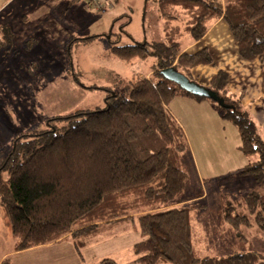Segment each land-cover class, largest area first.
I'll return each instance as SVG.
<instances>
[{
	"label": "trees",
	"instance_id": "obj_1",
	"mask_svg": "<svg viewBox=\"0 0 264 264\" xmlns=\"http://www.w3.org/2000/svg\"><path fill=\"white\" fill-rule=\"evenodd\" d=\"M102 4L104 11L107 3ZM157 8L164 21L162 40L119 43L117 35L128 34L127 14L115 17L106 33L110 54L116 58L127 63L151 58L149 76L133 72L127 91L121 92L106 85L86 86L70 68L76 84L105 90L103 106L48 116L44 128L17 133L11 148L5 154L0 151V207L17 250L69 234L89 237L129 222L139 234L132 244L133 258L118 262L105 257L98 264H264V254L257 250L197 256L190 212L202 205L180 203L188 184L183 159L190 151L169 103L177 96L212 100L237 130L238 150L258 156L241 172L252 176L259 188L237 203L227 201L222 206L223 219L240 236L242 225L264 230V137L243 108V92H229V75L223 69L212 74L206 87L222 97L226 106L182 89L161 74L163 68L173 66L193 80L192 68L212 64L206 47L184 50L180 38L188 34L198 40L218 18L228 25L241 57L262 58L264 0H157ZM120 18L126 20L115 32ZM13 37L10 27L0 24V51ZM60 123L62 129L57 126ZM85 242L74 239L81 259Z\"/></svg>",
	"mask_w": 264,
	"mask_h": 264
},
{
	"label": "rangeland",
	"instance_id": "obj_2",
	"mask_svg": "<svg viewBox=\"0 0 264 264\" xmlns=\"http://www.w3.org/2000/svg\"><path fill=\"white\" fill-rule=\"evenodd\" d=\"M48 4L49 0H0V22L9 20L13 26L23 28V31L17 30V39L20 41V34L22 32L24 34L25 31L29 32L36 25L35 20L31 23H23L21 21L23 15L25 14L28 20L44 10L48 14L61 16L68 37L70 33L71 37L82 38L90 30L96 32L108 30L115 17L127 14L130 18L125 25L128 34H118L119 43L163 39L164 21L158 15L157 0H118L116 3L112 0L104 11H101L103 4L94 8L101 11L100 13L91 10L92 7H86L83 0H76L73 10L63 2L53 5L50 3V6ZM75 9H81L86 13ZM87 18L91 20L90 23ZM125 20L126 18H120L115 23V32ZM37 35V31L33 30L31 36H28L22 44V53H20L19 46L17 47L20 54L13 55L15 57L13 61L9 62L6 59L9 52L8 47L7 51H3L6 47L0 51V151L3 154L11 148L13 138L17 133L44 128L45 119L48 116L103 106L105 90L86 88L76 84L68 73L70 68L86 86L106 85L121 92L127 91L128 79L133 72H138L140 76H147L146 72L149 70L151 58L145 61L134 60L129 63L127 76L124 64L123 69L120 64L117 69V65L110 63L105 56L109 46V35L87 42L79 39L71 46V59L63 57L61 49L56 46L60 41V36L37 39ZM115 36L113 35L112 38ZM187 37H189L188 34L182 35L180 41L185 42ZM71 44L68 43L69 47ZM220 60L216 56L215 65ZM66 66L67 70L64 69ZM181 97L185 96L174 98L169 108L184 130L190 151L189 156L184 154L183 159V167L188 176L183 198L202 193L201 186L208 189L207 196L187 201L189 204L202 205L190 212L194 252L199 257H220L224 253L227 255V252H232L233 233H235L226 221H224L225 224L221 223L222 206L226 205L227 201L237 203L248 190L257 188L254 185L257 181L252 176L255 180L253 184L245 180L241 182L240 178L238 180L234 178L238 173V169L234 168L236 166L233 164L228 167L227 165L232 164L233 160L237 161L236 163H242V155L248 159L247 162L255 161L258 156L243 154L236 148L240 141L237 130L227 118L222 116V112L214 101L210 100L212 107L208 108L204 103L189 102ZM57 126L62 129L63 123ZM207 160L212 164V174L209 179L203 178L200 186L197 180L198 169L201 172L199 166ZM222 161H225L224 165ZM203 170L202 172H205ZM221 174H225L227 180L221 179L219 177ZM233 180L237 181L234 187H232ZM222 186H226L225 189ZM240 231L243 236L236 233L239 240L235 245L241 242L244 251L251 249L264 254V230L252 224L242 225ZM69 236L68 241L74 245V255L77 253L76 261H73L67 253L70 252V243L63 242L58 246L38 249L15 259L9 258L8 262L9 264H77V262L98 264L105 257L113 258L118 262H126L133 258L132 244L139 238L138 230L129 222H121L115 228L89 237L85 235L73 237L71 234ZM259 237L262 238L258 239ZM74 239L86 240L80 249L83 259L75 248Z\"/></svg>",
	"mask_w": 264,
	"mask_h": 264
},
{
	"label": "crops",
	"instance_id": "obj_3",
	"mask_svg": "<svg viewBox=\"0 0 264 264\" xmlns=\"http://www.w3.org/2000/svg\"><path fill=\"white\" fill-rule=\"evenodd\" d=\"M113 1H114V3H116L118 0H113ZM59 2L65 3L67 5V7L71 10H73L75 8L74 3L72 4L66 0H49L48 5L50 6V3H51V5L59 4ZM75 10H77V11L80 10L82 13L83 12L86 13V11H83L81 9H75ZM91 10H95V9L92 8ZM96 13H100V12L96 11ZM23 16H21V17H23V19L24 18L26 19V15L24 14ZM76 18L80 19L78 17H76ZM23 19L21 21L25 24L27 22L31 23L35 20L36 25L33 26V24H32L33 28L29 32L25 31L24 34L22 32V34H20V41L17 39L18 38L17 30L23 31V28L15 26V25L13 26L9 22V20L8 21L2 20L0 22V24H7L10 27V29L13 31V34H14L12 42L10 43L9 46H7L9 48L8 49L9 52L6 55V59L9 62L15 60L14 56L16 53H18V54L22 53V51H23L22 44L27 39L28 36H31V33L33 30H36L38 33V35L36 37L37 39H44L46 37L54 36V35H56V37L60 36V41L57 42L56 46H57V48L61 49V53H63V55H62L63 57H65V58L67 57V59L69 58V55H68L69 51L68 50L71 48L68 47L69 46L68 43L69 44L72 43L71 44V46H72L76 42H78L79 39L76 40L77 37H75V36L71 37L70 33H69V37H68V32L66 31L64 23L61 20V16L59 14H52V13L48 14V12L46 13L44 10H42V12L40 14L36 15L35 17L33 15L28 20L26 19L24 21ZM87 19H89V18H87ZM88 21L90 23L91 20L89 19ZM110 27H111V25H110ZM110 27L108 28V30H103V31H99V32L90 30L88 32V34H86L85 36H89V35H97V36L89 38L88 40H83V41L87 42L91 39L94 40L95 38L100 37V36H106V33L109 31ZM68 39H70L69 42H68ZM34 40H36V39H34ZM180 42H181L183 49L187 50V51L193 52V51H196L202 47H206L210 51V53L213 57V63H212L213 65L212 64H205V65H198V66L192 68L191 69V76H192L193 80H195L197 83H199L201 85L206 86L208 84L209 78L212 76V74L215 73V71H217L218 69H223V70L227 71L228 75H229V84H228L229 92L233 93V94H238L240 92H243V99H242L243 108L248 112L250 118L255 122V124L257 126V130L260 133V135L262 137H264V56L262 58H256V59H251V60L244 59L243 57H241V55L238 52L236 42L231 35L230 29H229L228 25L226 24V22L222 18H218L217 20H215L211 24L209 29L206 31V33L201 38H199L198 40H193L189 36V37H187L185 42H183V41H180ZM18 46L20 49V53H19V50H17ZM109 46L107 47L108 50L105 53L106 58L108 59V61L110 63L117 65V69H119V64L122 66V69H123V64H124V66H125L124 68L126 70L125 75L127 76L128 70H129L128 69L129 63L124 62V61L116 58L112 54H110ZM7 47L3 51H5V50L7 51ZM216 56H217V58L219 57V59H221V60L219 61V63L216 62V65H215ZM14 62H16V61H14ZM120 62H122V63H120ZM71 65H72V63H71ZM207 66H211L212 69H211V67H207ZM64 69L67 70L68 69L67 66L64 67ZM150 72H151V70L149 68V70L146 72V75L149 76ZM119 76H121V75H119ZM181 98H183V100H187V101L193 102V103H199V102L204 103V104H206V106L208 108L212 107L210 104V101H207L205 99L197 101V100L193 99L192 97L190 98L187 96L181 97ZM169 105H170V103H169ZM169 110H170V108H169ZM172 115H174V114L172 113ZM177 119H179V118H177ZM236 148H237V146H236ZM239 159H240V157L238 158V161H239ZM247 161H248V159H246L242 155V163L244 162V164H242L240 162L236 163L237 161L235 162V160H233V163L230 165H227V166L229 167V166L234 164L236 166L234 168L238 169L237 175L234 176L235 179L238 180L240 178L241 182L245 180L249 184H253V182H255V180L252 179V177L250 175L241 172V169H242L241 167L244 166L245 164H247L248 163ZM224 163H225V161H222V165H224ZM199 167H200L201 172H199V169H198L199 175L197 174V171H196V174H197V180L199 182V185L201 186V181H203V178L209 179L211 177L210 174H212V171H211L212 164H210L209 161L207 160V162H205V161L202 162V166H199ZM202 170L205 172H202ZM228 171H229V169H228ZM220 173H222V172L220 171ZM219 177L221 179L227 180V176L225 174H221ZM236 183H237V181L233 180V186L232 187L236 186ZM254 185H256L257 188H259V185H257V183H254ZM225 187L226 186H222L223 189H225ZM257 188H255V189H257ZM253 189L254 188H251L250 190H253ZM250 190H248V191H250ZM200 191H203V192L200 194H197L196 196L190 195V196H186V197L182 198L183 203H187V201H193L195 199L203 198L204 195H206V196L208 195L207 194L208 189H206L205 187L202 188V186H201ZM205 192H206V194H205ZM184 193H185V191H184ZM220 220H222L221 221L222 224H225L223 218H220ZM240 234L243 236V233H240ZM230 235H231V233H230ZM69 237L70 236L67 235L65 237H62L61 239L54 241V242L33 246V247H30L27 249L17 250L14 246V240H13L12 235H11L9 221H8L3 209L0 208V263L2 260L6 259V258L8 260H10L9 258L15 259L16 257L21 256L23 254L35 252L38 249L51 248L53 246H58L59 244H61L63 242L70 243L69 244L70 252H67V253L70 255V258L73 261H76V258H77L76 254L77 253H75V255H74V250H73L74 245L68 241ZM233 237H234V239H233L234 240L233 241L234 246L232 248L233 250H231L232 251L231 253H229V252H227V253L233 254V253L238 252V251H244L245 249H244V247H242L240 241H239L240 243L235 245V243H237V241L239 240V238L236 236V232L233 233ZM260 238H262V237H259L258 239H260ZM192 243H193V231H192ZM193 248H194V243H193ZM224 255H225V253L222 254V256H224ZM201 257H203V256H201ZM77 264H80V263L77 262Z\"/></svg>",
	"mask_w": 264,
	"mask_h": 264
},
{
	"label": "water",
	"instance_id": "obj_4",
	"mask_svg": "<svg viewBox=\"0 0 264 264\" xmlns=\"http://www.w3.org/2000/svg\"><path fill=\"white\" fill-rule=\"evenodd\" d=\"M163 77L177 83L182 89H185L194 94L203 95L216 100L219 104L226 106L223 98L210 88L189 79L184 73L178 71L173 66L163 68L161 70Z\"/></svg>",
	"mask_w": 264,
	"mask_h": 264
},
{
	"label": "built area",
	"instance_id": "obj_5",
	"mask_svg": "<svg viewBox=\"0 0 264 264\" xmlns=\"http://www.w3.org/2000/svg\"><path fill=\"white\" fill-rule=\"evenodd\" d=\"M112 0H83L86 7H92V8H98L102 5V2L104 4H109Z\"/></svg>",
	"mask_w": 264,
	"mask_h": 264
}]
</instances>
